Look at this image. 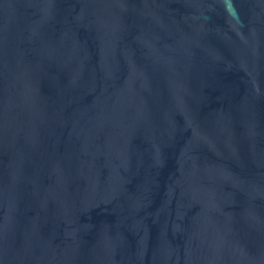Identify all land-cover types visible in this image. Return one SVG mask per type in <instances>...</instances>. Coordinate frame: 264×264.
<instances>
[{
  "label": "water",
  "instance_id": "95a60500",
  "mask_svg": "<svg viewBox=\"0 0 264 264\" xmlns=\"http://www.w3.org/2000/svg\"><path fill=\"white\" fill-rule=\"evenodd\" d=\"M0 264H264V0H0Z\"/></svg>",
  "mask_w": 264,
  "mask_h": 264
}]
</instances>
